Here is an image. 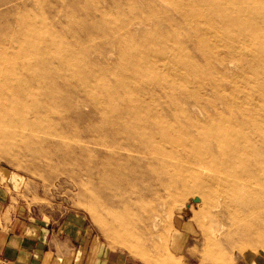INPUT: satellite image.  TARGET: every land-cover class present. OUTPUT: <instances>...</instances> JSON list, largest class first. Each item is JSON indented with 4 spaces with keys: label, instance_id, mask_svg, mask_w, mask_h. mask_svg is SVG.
I'll return each mask as SVG.
<instances>
[{
    "label": "rangeland",
    "instance_id": "374dc122",
    "mask_svg": "<svg viewBox=\"0 0 264 264\" xmlns=\"http://www.w3.org/2000/svg\"><path fill=\"white\" fill-rule=\"evenodd\" d=\"M18 17L45 31L33 67L54 88L40 111L48 80L26 81L0 181H31L30 205L81 216L133 264L264 258V218L259 239L240 233L264 214V183L241 185L264 182V0H0V45ZM126 203L128 228L115 217Z\"/></svg>",
    "mask_w": 264,
    "mask_h": 264
},
{
    "label": "crops",
    "instance_id": "0c3cea01",
    "mask_svg": "<svg viewBox=\"0 0 264 264\" xmlns=\"http://www.w3.org/2000/svg\"><path fill=\"white\" fill-rule=\"evenodd\" d=\"M33 200L41 199L31 181L12 176L0 181V264H133L92 239L81 216L71 214L60 220L56 213L45 212L42 205H30ZM188 231L179 232L174 243L184 258ZM237 253L231 264H264L259 253ZM183 264L212 263L184 260Z\"/></svg>",
    "mask_w": 264,
    "mask_h": 264
},
{
    "label": "bare ground",
    "instance_id": "6f19581e",
    "mask_svg": "<svg viewBox=\"0 0 264 264\" xmlns=\"http://www.w3.org/2000/svg\"><path fill=\"white\" fill-rule=\"evenodd\" d=\"M14 21H15L16 25L9 27V29L6 31L5 35L3 36L4 40L2 42V45H0V141H3V139L7 136L6 135L7 131L10 129V127L13 126V118H14L13 114L16 112V111H14L13 104L16 100H18L21 97V95L24 92H26V81L27 80H29V79L31 80L34 76H35L36 80L37 79L38 80L40 79L41 81H42V79L48 80V83H47V81L45 82V83H47L46 84L47 88H43L45 90H41V92H39L40 96H39V94L37 95L40 98L35 99L34 107L37 110H40V111L47 110L50 107V105H49L51 103L50 100L53 97V88H54L53 87L54 78L52 76L53 72H52V74L50 73L49 75L45 73L46 75L44 77H43L42 73H40L42 75L39 74L40 76L39 75L37 76L38 71L36 72L37 69L34 68V67H37V65L35 66L36 60L33 61L34 58L37 56L36 54L40 53L41 50L44 49V48H42L43 47L42 43L44 44V42L43 41L41 42V40H42V36L45 35V31H43L42 29H39L34 20H26L25 18L18 17ZM46 50H48V49L46 48ZM41 55H42V53H41ZM38 61H41V60L38 59ZM44 61H45V59H44ZM36 64H38V63H36ZM33 65H34V67H33ZM42 65H43V67H45L44 63ZM39 67H41V65ZM41 83H44V81ZM40 85H42V84H40ZM44 85H42L41 87H43ZM31 94H32V96L35 95L34 92H30V95ZM8 137H10V136L8 135ZM9 140H10V138H9ZM5 142L3 141V143H5ZM139 152L145 153V151H139ZM259 171H260V169H259ZM250 172H251V170H250ZM237 178H241V177H237ZM234 181H236V180H234ZM139 183L140 182H137L136 185H138ZM263 183L264 182L261 181V179L260 180L257 179L256 176H249V178H247L245 180H241L242 187L245 189L246 192H250V193H252L253 190H255L254 187L256 185L260 186ZM168 184H171V182H169ZM168 184H167V186L170 187L171 185H168ZM159 185L161 187L166 186L165 182L161 181V180L159 182ZM207 187H209V186H207ZM134 189H135V187H134ZM260 190H262V189H260ZM134 194H135L134 190H131V192L129 193V195L131 196L130 198H134L135 197V196H133ZM256 194H257V192H256ZM138 195L141 196V194H138ZM137 200H138V202H142L141 197H137ZM259 200H262V199L260 198ZM137 206L139 207L138 204H137ZM124 208H125L124 214L123 215L117 214L115 217L117 220H119L120 223H122V225L124 227L128 228V227L133 225V222L127 220L129 215H130L129 213L131 210V206H129L126 203ZM260 210L261 209L253 211V212L259 211V212L257 213V216L254 219L250 218V219L245 221L246 225L248 224V226L245 225L243 228V231L240 232L243 235H245V237H248L249 239H252V238L253 239L254 238L259 239L263 235V232L260 231L259 229L261 228V222L264 218V214ZM146 214H147V220L150 221V217L153 214L152 211L148 210L146 212ZM120 218H122V219H120ZM119 222H117V223H119ZM242 225H244V224H242ZM152 227L156 228V224L154 223ZM236 229H237V227H236ZM149 230L150 229H148V231ZM120 236L121 237H129V234L126 232V233L120 234Z\"/></svg>",
    "mask_w": 264,
    "mask_h": 264
}]
</instances>
